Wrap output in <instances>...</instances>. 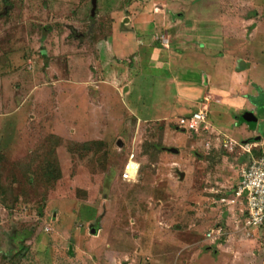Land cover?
<instances>
[{
	"label": "rangeland",
	"instance_id": "obj_1",
	"mask_svg": "<svg viewBox=\"0 0 264 264\" xmlns=\"http://www.w3.org/2000/svg\"><path fill=\"white\" fill-rule=\"evenodd\" d=\"M91 10L92 0H0V264H264V229L244 236L243 206L221 203L252 161L239 145L259 134L264 153V0ZM189 53L254 65L256 134L231 124L217 141L211 97V136L178 129L151 55ZM132 155L138 175L126 180Z\"/></svg>",
	"mask_w": 264,
	"mask_h": 264
},
{
	"label": "crops",
	"instance_id": "obj_2",
	"mask_svg": "<svg viewBox=\"0 0 264 264\" xmlns=\"http://www.w3.org/2000/svg\"><path fill=\"white\" fill-rule=\"evenodd\" d=\"M171 26L173 27L174 25ZM189 28L191 27L189 26ZM188 30L193 34L194 30ZM186 39V37H183L179 43H185ZM188 45L189 43L187 46ZM213 45L214 44H208V48L211 52L215 51V53H217ZM179 49H181V51H183L182 49L185 50V48L181 47ZM191 50L192 49H190V51ZM198 50H200V48ZM204 51L202 49V52ZM205 53V55L208 54L207 52ZM176 54L169 56L168 54H163L161 56L156 54L158 56H155V59L151 55V62L156 67L155 71L157 70L156 72H158V74L155 73L158 78L154 79L160 84L159 94L161 103L163 98L172 94L175 109H171V112L172 114L174 113L173 115L178 114L179 116L177 118L179 119L180 117L190 116L196 112L201 107L200 105L204 103V100L206 98L210 99L211 97L214 98V100L212 104L209 102V108L211 104L212 122L215 125L213 126L215 128L214 130L218 128L216 131L218 133L217 135L223 133L224 129L229 131L231 124L244 129V131H246V135L256 134L255 128L259 124V120L255 115L256 108L251 102L257 100L260 96L257 92L259 86L257 85L256 87L254 83V81H256L254 65L250 66L246 62H242L238 63L240 67L237 69L233 60L230 62V66L227 63L228 59L224 57L221 58V56L211 57L208 59L203 58L201 59V62H198V59L194 58V56L190 53L187 63L182 62V64L177 62V59L180 58H175ZM207 61L208 63H205ZM199 70L201 71V74L196 73V71ZM190 73H195L196 77L185 80V77L183 76H187V74L189 75ZM144 79L150 80L153 78L144 76ZM181 87L188 90V92L186 94L182 93ZM197 89L200 90L197 94L192 91ZM166 93H168V96ZM189 93L196 94V96ZM168 114L169 112H164L163 116L166 117ZM245 126L248 128H244ZM250 130H252L251 133ZM260 136L261 135L256 134L255 138L252 136L248 137L254 138V141H250L251 143L255 142L261 145V142L259 141ZM243 167L245 166L243 165ZM246 167L243 168L242 173Z\"/></svg>",
	"mask_w": 264,
	"mask_h": 264
},
{
	"label": "built area",
	"instance_id": "obj_3",
	"mask_svg": "<svg viewBox=\"0 0 264 264\" xmlns=\"http://www.w3.org/2000/svg\"><path fill=\"white\" fill-rule=\"evenodd\" d=\"M158 41L164 48L170 47V39L164 35L158 37ZM209 98L204 100L202 106L190 116L181 117L177 121V127L183 132H188L192 135L199 136L210 134L209 126ZM216 140L220 141V135H216ZM225 148H229L227 140L221 142ZM211 142L207 143V148H210ZM240 149L246 154H252L253 150L259 147L258 143H246L239 145ZM232 150V146L230 148ZM252 161L243 171L240 182L231 198H222L221 203L227 206H237L241 204L242 217L244 218L243 226L240 222L237 223L236 229L243 233L246 237H251L252 232L264 229V155L259 158L252 157ZM131 163L138 164L134 161V155L131 156L128 165L126 166L124 179L134 180L138 175L139 166L135 169L131 167ZM216 235V236H215ZM222 230L216 229L208 233V238H220ZM217 240V239H216Z\"/></svg>",
	"mask_w": 264,
	"mask_h": 264
},
{
	"label": "water",
	"instance_id": "obj_4",
	"mask_svg": "<svg viewBox=\"0 0 264 264\" xmlns=\"http://www.w3.org/2000/svg\"><path fill=\"white\" fill-rule=\"evenodd\" d=\"M96 8H97V0H92V16H95V11H96ZM169 152L173 153V154H178L179 151L177 149H171L169 150ZM185 177L184 174H181V178L183 179ZM91 234L96 236L97 234V230L96 229H91Z\"/></svg>",
	"mask_w": 264,
	"mask_h": 264
},
{
	"label": "trees",
	"instance_id": "obj_5",
	"mask_svg": "<svg viewBox=\"0 0 264 264\" xmlns=\"http://www.w3.org/2000/svg\"><path fill=\"white\" fill-rule=\"evenodd\" d=\"M95 15H96V11H95ZM91 16H92V10H91ZM92 17H95V16H92ZM253 154H255L257 156V158L261 157L264 155V153L262 154L261 150L259 149V147L255 148L252 152V154H247V155H250V156H253ZM249 165V164H248ZM51 167V166H50ZM236 190H234L235 192ZM233 192V194H234ZM26 238L23 237V239L21 240L23 242V240H25Z\"/></svg>",
	"mask_w": 264,
	"mask_h": 264
},
{
	"label": "bare ground",
	"instance_id": "obj_6",
	"mask_svg": "<svg viewBox=\"0 0 264 264\" xmlns=\"http://www.w3.org/2000/svg\"><path fill=\"white\" fill-rule=\"evenodd\" d=\"M131 165H132L131 167H133L135 169L138 167L135 163H131Z\"/></svg>",
	"mask_w": 264,
	"mask_h": 264
}]
</instances>
